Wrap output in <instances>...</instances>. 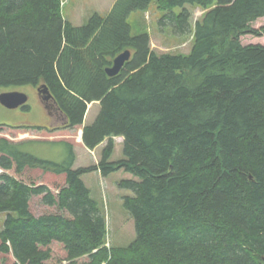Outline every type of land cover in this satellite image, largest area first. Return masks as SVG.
Listing matches in <instances>:
<instances>
[{"label": "trees", "instance_id": "16d2710c", "mask_svg": "<svg viewBox=\"0 0 264 264\" xmlns=\"http://www.w3.org/2000/svg\"><path fill=\"white\" fill-rule=\"evenodd\" d=\"M152 2L116 0L76 26L62 0H0V87L46 84L64 117L54 127L9 126L73 129L98 101L83 142L94 150L108 139L98 164L74 168L71 143L54 161L0 136V251L12 264H49L54 241L70 264H264V44L241 40L264 35L253 27L264 0H157L176 34L193 32L186 55L159 53L147 31L133 34L129 17ZM191 7L205 10L194 27ZM127 49L130 60L110 76ZM116 136L124 158L111 161ZM27 167L64 175L65 185L55 194L19 179ZM93 170L138 178L118 183L134 191L124 197L137 234L128 246L107 245L106 217L82 179ZM33 196L60 210L36 216Z\"/></svg>", "mask_w": 264, "mask_h": 264}, {"label": "rangeland", "instance_id": "374dc122", "mask_svg": "<svg viewBox=\"0 0 264 264\" xmlns=\"http://www.w3.org/2000/svg\"><path fill=\"white\" fill-rule=\"evenodd\" d=\"M76 2V3H75ZM101 3L104 0H63L62 13L64 18H71L77 21L78 14L81 17H87L91 13L99 11L104 13ZM78 4V6H77ZM76 5V6H75ZM193 12L191 23L194 27L195 21L202 17L205 12L202 8H190ZM181 8H175L174 12L179 14ZM166 11L158 8L157 0H153L150 9L147 12L135 11L129 17L130 23L133 25V34L147 31L151 38V47L159 53L170 52L172 54H189L194 45L193 32L184 34H176L169 24L168 20L164 21ZM88 21V20H87ZM86 21V22H87ZM85 22V23H86ZM264 26V17L259 18L253 23V27L260 28ZM243 44L262 43L264 44V35L255 36L247 34L241 38ZM19 91L28 96L26 105L28 109L19 106L9 108L3 105L0 101V136H4L15 142H24L22 149L33 153L34 155L54 160L62 161L69 153V147L66 140L74 143L79 154L77 165L93 164L96 157H101L102 152L108 140L104 145L99 146L92 153L82 141H79L78 136L81 128L60 129L56 131L38 130V129H18L11 128L9 125H50L52 127L59 126L63 123L64 117L58 109L50 103V109L47 108L44 101L41 99L36 87L31 85H23L17 87H0V95L4 92ZM100 111V103L96 102L94 106L88 107V114L84 124H92ZM51 112V113H50ZM89 149V150H88ZM124 158V142L123 138L115 137V149L111 157V161H119ZM75 168V166H74ZM5 172L0 167V174ZM12 174L13 170L10 171ZM98 173V172H97ZM16 175V174H15ZM97 176L100 174H96ZM28 183L45 184L52 188L55 194H58L60 187L65 185V176H57L54 173H46L41 169L26 168L23 173L16 175ZM92 183L95 186L91 187V195L97 201L100 210L105 215L107 220V243L112 246H128L136 238L135 219L130 211L124 206V197L133 196L134 191L127 188H121L118 183L123 179L138 178L125 170H118L108 175L105 181H97L95 174H91ZM32 210L36 214L45 212H58L60 209L55 206H43L41 196H33ZM41 205V206H40ZM57 252L52 257L49 264H70L66 260V255L62 250L56 247ZM9 261L12 264L13 260L5 253L0 251V264L4 261ZM88 260L86 257L81 258L78 262L83 263Z\"/></svg>", "mask_w": 264, "mask_h": 264}, {"label": "water", "instance_id": "95a60500", "mask_svg": "<svg viewBox=\"0 0 264 264\" xmlns=\"http://www.w3.org/2000/svg\"><path fill=\"white\" fill-rule=\"evenodd\" d=\"M130 58H131L130 50L127 49L121 52L114 58L112 66H109L106 69L107 73L110 76L117 75L122 70L125 63L128 60H130ZM37 91L42 97L43 101L49 102L53 99V95L46 84H42L38 86ZM27 100H28V96L25 93L19 91L4 92L0 95L1 103L9 108H16L19 106H23L26 104Z\"/></svg>", "mask_w": 264, "mask_h": 264}, {"label": "crops", "instance_id": "0c3cea01", "mask_svg": "<svg viewBox=\"0 0 264 264\" xmlns=\"http://www.w3.org/2000/svg\"><path fill=\"white\" fill-rule=\"evenodd\" d=\"M115 1L116 0H104V3H101V5H102V8H103V10L105 11V13H106V15L110 12V10H111V8L113 7V5H114V3H115ZM76 3V2H75ZM76 6V5H75ZM77 6H78V4H77ZM95 13V12H94ZM94 13H91L89 16H87V17H81L80 16V14H78V17H77V21H75V20H72L71 18H65V19H67V20H69V21H71L74 25H76V26H80V25H83V24H85V22L90 18V16L92 15V14H94ZM97 13H100L99 11H97ZM101 15H105L104 13L102 14V13H100ZM96 104V102H92L91 104H89L90 106L92 105V106H94ZM121 138H123V137H121ZM115 139V138H114ZM67 142H69V143H71L72 145H73V147H74V150H75V152H76V161H75V164H74V166H75V168H79V167H89V166H94V165H96L97 163H98V161L100 160V158L101 157H96V160H95V162L93 163V164H88V165H85V164H83V165H77V160H78V157H79V154H78V152H77V150H76V148H75V145H74V143L73 142H71V141H69V140H66ZM82 144H84L83 143V141L81 142ZM104 143H105V141L103 142V143H101L99 146H101V145H104ZM85 145V144H84ZM99 146H97L96 148H98ZM95 148V149H96ZM95 149L94 150H90L92 153L95 151ZM89 150V149H88ZM98 172V173H97ZM91 174H95V178H97V181H105L107 178H108V176L107 177H105V176H103L102 174H101V171L100 170H93V171H91V172H87V173H85V174H83L82 175V179L84 180V182H85V184L88 186V188L91 190V187H93V186H95V184L93 185V183H92V177H91ZM96 174H100V175H96ZM57 176H59V175H57ZM51 188V187H50ZM52 189V188H51ZM92 191V190H91ZM42 204H43V206H47L46 204H44L43 202H42ZM41 206V205H40ZM31 210H32V202H31ZM32 212L36 215V216H39V215H42V214H44V213H41V214H36L33 210H32ZM45 213H47V212H45ZM59 246V248L62 250V253H64L65 255H67V252H66V250L64 249V246H63V244L62 243H59V242H57V241H54L53 242V244H52V248H53V256L55 255V252H57L58 250H56V247H58ZM12 260H13V262L15 261V257L13 256V254H7ZM84 258V257H83ZM87 258V257H86ZM52 259V258H51ZM51 261V260H50ZM49 261V262H50ZM9 261L7 260V263H8Z\"/></svg>", "mask_w": 264, "mask_h": 264}, {"label": "bare ground", "instance_id": "6f19581e", "mask_svg": "<svg viewBox=\"0 0 264 264\" xmlns=\"http://www.w3.org/2000/svg\"><path fill=\"white\" fill-rule=\"evenodd\" d=\"M78 139H79V141H81V130H80V132H79Z\"/></svg>", "mask_w": 264, "mask_h": 264}, {"label": "flooded vegetation", "instance_id": "af4514ba", "mask_svg": "<svg viewBox=\"0 0 264 264\" xmlns=\"http://www.w3.org/2000/svg\"><path fill=\"white\" fill-rule=\"evenodd\" d=\"M52 105L54 104V102H50ZM50 103H48V105H47V107H49L50 108Z\"/></svg>", "mask_w": 264, "mask_h": 264}]
</instances>
